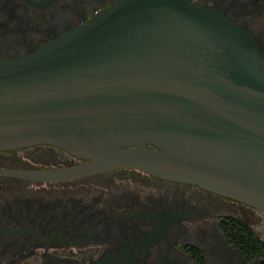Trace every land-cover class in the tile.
Masks as SVG:
<instances>
[{
    "label": "water",
    "instance_id": "obj_1",
    "mask_svg": "<svg viewBox=\"0 0 264 264\" xmlns=\"http://www.w3.org/2000/svg\"><path fill=\"white\" fill-rule=\"evenodd\" d=\"M37 143L87 161L0 173L62 180L134 167L264 209V55L221 10L119 0L0 57V150Z\"/></svg>",
    "mask_w": 264,
    "mask_h": 264
},
{
    "label": "flooded vegetation",
    "instance_id": "obj_2",
    "mask_svg": "<svg viewBox=\"0 0 264 264\" xmlns=\"http://www.w3.org/2000/svg\"><path fill=\"white\" fill-rule=\"evenodd\" d=\"M119 0H0V57L61 36ZM249 31L264 55V0H193ZM87 161L50 143L0 150V169ZM264 209L198 184L119 167L44 180L0 173V264H264Z\"/></svg>",
    "mask_w": 264,
    "mask_h": 264
},
{
    "label": "trees",
    "instance_id": "obj_3",
    "mask_svg": "<svg viewBox=\"0 0 264 264\" xmlns=\"http://www.w3.org/2000/svg\"><path fill=\"white\" fill-rule=\"evenodd\" d=\"M238 225H240L242 233H243V249L255 252H260L264 255V243L259 240L252 230L245 224L236 221Z\"/></svg>",
    "mask_w": 264,
    "mask_h": 264
}]
</instances>
